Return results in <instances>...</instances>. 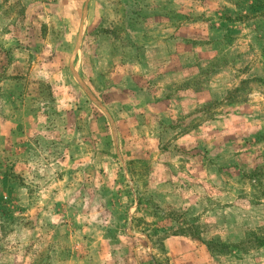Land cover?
Here are the masks:
<instances>
[{"label": "rangeland", "instance_id": "374dc122", "mask_svg": "<svg viewBox=\"0 0 264 264\" xmlns=\"http://www.w3.org/2000/svg\"><path fill=\"white\" fill-rule=\"evenodd\" d=\"M0 264H264V0H0Z\"/></svg>", "mask_w": 264, "mask_h": 264}]
</instances>
